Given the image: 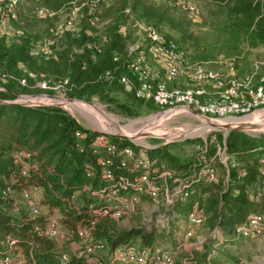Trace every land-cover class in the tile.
Returning a JSON list of instances; mask_svg holds the SVG:
<instances>
[{
  "label": "trees",
  "instance_id": "obj_1",
  "mask_svg": "<svg viewBox=\"0 0 264 264\" xmlns=\"http://www.w3.org/2000/svg\"><path fill=\"white\" fill-rule=\"evenodd\" d=\"M164 2V6H154L146 0H131L130 6L132 9L138 7L140 16L150 14L160 21L177 10L184 11L175 6L173 0H164ZM263 2L264 0H231L229 18L225 22L226 26L223 27L228 42L235 45L241 36H248L251 44L257 45L264 42ZM116 4H118L117 7L119 6L118 9H121L125 6L126 0H116ZM114 30L109 39L107 38V43L104 45L107 47L100 59L94 62L85 60L84 69H81L80 62L78 64L70 62V67L67 69L68 79L75 84L71 93L75 97L87 99L101 91L103 81L91 82L97 73L113 68L116 75L125 72L124 68L119 66L125 58L124 43L120 34ZM2 34H4V28L0 23V74L11 75L13 78H4V81H0V239L9 237L13 240V244L10 248L0 245V253L11 256L12 251L14 255L22 256L23 264H61L62 253L68 254L63 264H96V259L101 262L100 264H104L106 260L103 254L92 258L75 256L73 251L66 252L63 246L57 244L56 237L50 238L35 229L37 226L43 228L46 222L45 217L42 214L38 215L39 213L31 215L28 210L18 206L14 210L15 200L13 197L3 195L1 191L4 189H9L13 195L22 190L39 189L41 203L48 209L57 208L58 220L65 227L75 231L77 225H83L92 228L91 231L101 230L102 232L93 240H104L107 253L116 245L129 244L134 245L139 251L148 250L147 258L153 257L156 250H167L154 246L157 232L153 225L111 229L109 223L113 219L90 214V205H94L96 209L108 206L110 208L115 205L113 199L106 201L92 194L91 191L100 187L117 186L119 177L127 178L131 184L134 183L133 179L144 170L140 166H135L140 150L148 161L147 174L154 183L159 180L157 174L161 170V165L175 173L185 170L186 167H167L164 158L170 155L163 147L143 149L126 138L113 134L105 135L110 150H106L102 145L91 146L90 140L97 133L81 128L63 110L51 106H28L7 102L6 100L13 99L17 93L28 91L18 84L19 77L24 76L31 80L29 71L45 65L49 70L52 60H45L42 58L44 56L38 53L35 55V48L28 44L24 36L13 34L11 41L6 43L1 37ZM163 37L173 41L188 55L182 44L167 35L163 34ZM73 41L76 42V40ZM63 60L68 61L66 58ZM88 77L91 79L85 80ZM114 82L117 83L115 80ZM76 130L85 133L79 144L74 138ZM248 142L249 146L254 143L234 131L229 132L225 139L228 150H242L241 148ZM256 145L264 146V138L259 139ZM125 149H129L131 154L125 156ZM17 151L24 154L19 160L14 161V154ZM206 154L208 155V152ZM228 154L233 157L235 164L229 168L226 186L220 189L218 181L208 183L202 179L192 178L187 197L180 202L186 203L180 209V215L181 211H184L182 214L186 215L191 206L196 203V210L202 213L208 225L215 223L219 226L207 238L208 250L204 249L206 255L202 264H206L212 254L211 250L218 244L241 240L234 239L233 226L243 223L250 212H252L250 214L264 213V200L246 195V188L256 187L261 179L257 172V159L251 165L244 166L233 153ZM100 158L109 159L111 179L101 177L97 163ZM241 170L246 172L245 175H238ZM167 182L170 183L169 187L173 185L170 180ZM84 186L89 187L90 190H83ZM117 187L119 195L130 197L137 194L140 200L148 199L143 193H138L133 186ZM203 200L207 202L206 205H203ZM169 211L173 218L179 216L174 208ZM90 220H94L93 224ZM218 232L221 234L219 238H217ZM111 264L129 263L111 262Z\"/></svg>",
  "mask_w": 264,
  "mask_h": 264
},
{
  "label": "rangeland",
  "instance_id": "obj_2",
  "mask_svg": "<svg viewBox=\"0 0 264 264\" xmlns=\"http://www.w3.org/2000/svg\"><path fill=\"white\" fill-rule=\"evenodd\" d=\"M69 1L72 0H21L16 8L17 19L15 21H5V33L1 37L6 43H9L13 37L11 31L14 28H20L22 31L21 35L27 39L28 44L33 48L49 40L52 50L51 56L42 57L45 60H52L49 70L46 65L39 66L29 71L28 75L31 80L24 76L19 77L23 82H18V84L28 91L17 93L13 99L6 101H14L28 106L57 107L73 118L79 126H83L90 131L99 132L103 131L102 127H107L118 133L111 134L124 137L130 142L142 146L159 145L158 148H165L167 153L173 157L166 156L164 158L166 166L171 168L186 167L187 169L190 164L194 163L197 153L195 145L202 138L206 140L209 156H215V145L217 143L221 146L223 145L225 153H233L244 166L251 165L259 158L264 151L263 145H256L259 139L264 138V114L259 112L251 114L249 117L247 116V122L241 126L220 129L216 125H212L217 128H205L202 131H196L192 130V127L200 125L198 120L184 117L180 114L165 115L163 113L162 115V113H156L160 109L150 103L135 99L130 93L125 92L118 83H103L101 91L87 99L75 97L71 94L73 88L69 89L62 84V81L69 77L67 69L70 67V62L78 64L88 59L89 55L86 48H82L80 53L70 56L74 48L82 46L89 40V36L86 35L88 28L91 29L90 31H96L99 35L108 39L115 29L114 31L119 33L122 38L124 50L141 42L145 34L142 29H138L134 25L135 23L142 27L148 26L157 33L172 37L185 47L191 59L205 61L213 69L223 70V61L233 58L234 66L239 76L249 73H255L256 76L264 74V42L257 45L251 44V41L247 38L248 36H241L235 45L226 40L227 35L223 31V27L226 26L225 22L229 18L231 0H192L197 8V18L192 19L186 11L177 10L166 18L161 19V21L154 16H150V14L143 17L140 16L138 7L132 9L130 6L131 0H126L125 6L121 9H118L119 6L117 7L116 0H112L108 6H99L96 9V26L87 27L84 21L86 9L82 8L78 15L80 19L78 32L73 35L56 36L54 35L55 27L64 21V13L54 12L51 16L41 17L35 15L34 10L42 6L57 11L61 7L67 6ZM146 1L154 6L165 5L164 0ZM263 3L262 14H264ZM170 11L172 10L170 9ZM73 40H76V42ZM106 47L104 46L100 55L95 56L96 60L104 55ZM35 55H37V52ZM63 58L68 59V63ZM152 66L154 65L152 64ZM0 78V81H4V78L13 77L1 73ZM89 79L91 78L88 77L85 80ZM66 98L75 99L70 101L87 103L91 111L87 106L79 102H63V100L68 101ZM73 104L79 105L82 109ZM157 115L162 118L158 119V122L151 124L150 118H155ZM186 128L189 130L184 131ZM231 131L237 132L254 143L249 146L250 143L248 142L245 147L241 148L242 150H228L225 139ZM209 138H214V140L209 141ZM210 149L212 150L210 151ZM214 166L218 175L217 184L220 189H223L228 179L225 178L221 166L217 162V155L214 157ZM166 183L169 187L170 183ZM253 187L246 188L248 197L252 195V189L255 188ZM29 196L35 197L37 200L38 215L42 214L47 222L49 221L56 226L58 231V236L55 238L58 239L56 242L58 245L63 246L66 252L72 253L76 245L83 244L86 241L78 238L74 230L65 227L59 222V210L57 208L48 209L41 203L42 198L39 189L30 190ZM13 198L16 202V207L28 210V200L30 198L25 199L18 192L14 193ZM138 201H140L138 206L132 211H126L117 219L111 220L112 222L109 223L111 229L142 226L144 218L148 216L155 217V215L161 214L165 209L161 198H157L155 201L148 199ZM202 203L203 205L207 204L204 200ZM185 204L177 203L172 207L179 216L176 218L171 217L172 220L170 223L168 222V227H155L157 237L155 238L154 246L172 252L171 264H202L206 255L204 249L208 248L206 246L207 238L219 226L215 223L209 226L206 218H203L199 226L188 227L185 215L182 214L184 211H181L180 215V209ZM142 228L149 229L151 227ZM91 229L88 227V237L91 239L98 237L97 234L102 232L101 230L97 232L91 231ZM187 229L192 231V236L184 240L183 234ZM220 235V232H218L217 238ZM225 237H229V235H225ZM211 253L206 264H264V232L256 237L218 244L211 250ZM103 254L106 258L107 253ZM23 263L22 256L14 255L11 251L10 264ZM104 264L111 263L106 258Z\"/></svg>",
  "mask_w": 264,
  "mask_h": 264
},
{
  "label": "built area",
  "instance_id": "obj_3",
  "mask_svg": "<svg viewBox=\"0 0 264 264\" xmlns=\"http://www.w3.org/2000/svg\"><path fill=\"white\" fill-rule=\"evenodd\" d=\"M21 0H0V16L1 26L5 28V21H15L17 19L16 8ZM112 0H72L68 5L61 7L57 11H53L42 6L35 8L34 14L45 17L51 16L54 12L64 13V21L57 25L54 35H73L80 28V19L78 15L80 9L85 8V23L89 27L97 24L95 11L99 6H108ZM175 6L186 11L192 18H197V8L192 0H173ZM138 29H142L145 34L141 42L133 47L124 49L125 58L119 65L124 68L125 72L116 75L115 68L106 69L97 73L91 82L103 81L104 83H112L114 80L122 87L125 92L130 93L135 99L150 103L154 107L160 109L156 113L180 114L184 117L192 119H203L207 121H218L227 119H240L259 112L264 114V75H255L249 73L239 76L234 66V59L230 58L223 61L224 69H213L205 61L192 60L186 53L179 48L173 41L167 40L162 34L157 33L150 27H142L135 23ZM88 28L86 34L89 40L82 46L74 48L71 55L80 53L82 48H86L89 52L88 61L94 62L95 56L102 53L103 46L107 43L105 36L99 35L96 31H90ZM14 35H21L20 28H14ZM5 33V32H4ZM51 43V42H50ZM49 40L38 44L35 52L41 56H51ZM152 64L155 66H152ZM24 68L22 65H19ZM81 69L86 67V61L80 62ZM29 74V73H28ZM18 82H23L18 79ZM69 89L74 88L75 84L69 82L68 79L62 81ZM75 100L69 98L68 101ZM84 103V102H83ZM87 104V103H86ZM84 130H88L80 126ZM211 130V129H207ZM97 134L90 140L91 146L102 145L106 150H110L105 135L116 133L108 132L100 133L91 130ZM118 134V133H116ZM85 136L84 131L76 130L74 138L79 144ZM214 138H209V141ZM143 149L150 148V145L142 146ZM79 146V145H77ZM195 147L197 153L194 163L190 164L186 170L171 172L161 165V170L157 174L159 179L157 183L150 180L147 174L148 161L143 157V151L138 152L139 159L135 166L144 168L143 172L130 183L127 178L119 177L117 186L125 188V186H133L138 193H143L148 200L155 201L157 198L162 199L165 206L164 211L155 217L148 216L143 219V225H153L155 227H168V222L172 220L169 210L176 204L183 202L187 197V192L192 184V178L202 179L208 183L218 181L217 170L214 166V157L217 155V162L227 178L229 168L234 166L233 157L225 153L223 145L216 143L215 156L207 155L206 140L204 138L199 141ZM23 152L17 151L14 154V161L19 160L23 156ZM131 152L129 149L124 150V155L128 156ZM257 172L261 179L253 189L252 196L256 199L264 200V151L257 159ZM101 177L111 179L112 171L109 168L110 161L106 158L97 160ZM245 171H239L238 175H245ZM167 180L173 184L167 186ZM113 185L109 188L100 187L91 191L98 197L109 201L114 200L115 205L109 208L103 207L96 209L94 205L89 206V213L93 216H107L111 219H117L126 211H132L138 206L140 200L139 195L127 197L118 194V187ZM83 190H90L84 186ZM3 195L13 197L12 191L4 189L1 191ZM28 200V211L31 215H37L38 206L35 197H30V190H22L19 192ZM16 209L15 202L13 203ZM124 212V213H122ZM188 227L199 226L203 221V215L196 210V204L185 215ZM94 220H90L93 224ZM39 232L44 235L55 238L58 236L57 228L49 221L45 222L43 228L36 227ZM76 235L80 239L86 240L83 244L76 245L73 249L75 256L96 258L99 254L107 253L106 242L102 239L93 240L88 237V227L83 225L76 226ZM264 232V213H253L247 215L246 220L234 226V239H247L259 236ZM192 231L187 229L183 234V239L190 238ZM13 240L9 237L0 239V245L7 248L12 247ZM148 250L139 251L136 247L130 245H116L109 253L107 260L109 262H126L129 264H171L172 256L169 250H156L154 256L147 258ZM97 255V256H96ZM104 255V254H103ZM68 254L62 253L60 263L63 264L67 260ZM101 262L96 259V264ZM0 264H10V256L0 253Z\"/></svg>",
  "mask_w": 264,
  "mask_h": 264
},
{
  "label": "bare ground",
  "instance_id": "obj_4",
  "mask_svg": "<svg viewBox=\"0 0 264 264\" xmlns=\"http://www.w3.org/2000/svg\"><path fill=\"white\" fill-rule=\"evenodd\" d=\"M63 102H65V103H73V102H79V101H65V100H63ZM79 103H82V104H84L85 106H87V108L91 111V108L87 105V104H85V103H83V102H79ZM78 103V104H79ZM73 105H75L76 107H78V108H80V109H82L79 105H77V104H73ZM88 110V111H89ZM170 114L172 113V112H169ZM254 113H256V111L255 112H253L252 114H254ZM165 115H166V113H164ZM162 115H163V113H162ZM251 115V114H250ZM248 117H249V115H248ZM247 116H245V117H243V118H240V119H227V120H218V121H207V120H203V119H197L198 121H199V123H200V125H198L197 127L195 126V127H192V130H199V131H202L203 129H205V128H220V129H229V128H231V127H234V126H241V125H244L246 122H247V118H248ZM162 117H160V115H157V116H155V118L154 117H152V118H150L151 120H149L150 122H152L151 124H154V123H156V122H158V119H161ZM251 119V118H250ZM249 120V119H248ZM149 122V123H150ZM236 123V124H235ZM212 125H216L217 127H214V126H212ZM98 128H101V127H99L98 125H96ZM103 131H105V129H107V131L108 132H116L117 133V131H113V130H111V128L110 129H108L107 127H102L101 128ZM185 130H189V129H184V131ZM120 133V132H119ZM121 133H123V132H121ZM128 135V134H127Z\"/></svg>",
  "mask_w": 264,
  "mask_h": 264
},
{
  "label": "water",
  "instance_id": "obj_5",
  "mask_svg": "<svg viewBox=\"0 0 264 264\" xmlns=\"http://www.w3.org/2000/svg\"><path fill=\"white\" fill-rule=\"evenodd\" d=\"M66 100H69V98H66ZM9 103H16V104H20V103H17V102H14V101H7ZM100 133H105L104 131H99ZM158 148L159 145H150V148Z\"/></svg>",
  "mask_w": 264,
  "mask_h": 264
},
{
  "label": "crops",
  "instance_id": "obj_6",
  "mask_svg": "<svg viewBox=\"0 0 264 264\" xmlns=\"http://www.w3.org/2000/svg\"><path fill=\"white\" fill-rule=\"evenodd\" d=\"M4 28V27H3Z\"/></svg>",
  "mask_w": 264,
  "mask_h": 264
}]
</instances>
